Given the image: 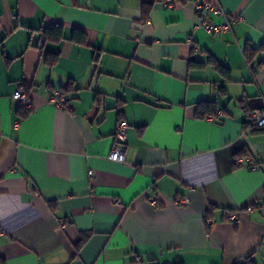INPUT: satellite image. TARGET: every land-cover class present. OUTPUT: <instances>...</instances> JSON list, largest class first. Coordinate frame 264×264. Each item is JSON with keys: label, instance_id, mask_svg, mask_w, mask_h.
<instances>
[{"label": "crops", "instance_id": "0c3cea01", "mask_svg": "<svg viewBox=\"0 0 264 264\" xmlns=\"http://www.w3.org/2000/svg\"><path fill=\"white\" fill-rule=\"evenodd\" d=\"M213 1L241 16L230 31L207 32L195 0H0L4 264H264V130L245 127L264 103V0ZM52 24L66 38L44 41ZM249 153L256 168L235 166Z\"/></svg>", "mask_w": 264, "mask_h": 264}, {"label": "built area", "instance_id": "2783aa9c", "mask_svg": "<svg viewBox=\"0 0 264 264\" xmlns=\"http://www.w3.org/2000/svg\"><path fill=\"white\" fill-rule=\"evenodd\" d=\"M165 6H174V0H163ZM195 8L198 16L201 19L202 27L211 34H223L232 29V26L237 23L240 19V15H228L221 8L220 4L213 0H195ZM211 15L222 16L223 21L221 23L213 22L211 20ZM13 97L17 102L18 106L21 107L25 112L31 111L34 108V102L32 98L26 92L24 81H18L16 83V89L14 91ZM50 101L54 102L59 107H64L67 96H65L61 89L57 88L50 92ZM248 117L251 122L258 127H264V103L263 106L258 110H252L248 113ZM208 118L214 119L213 115H208ZM127 123L120 120L116 127L115 132V144L112 151L109 154L110 159L114 161H125V144L127 142ZM251 154H247L244 157H238L236 159V164L245 166L248 168H256L255 163L252 161ZM92 171H89V175H92ZM153 204L157 205V199L155 197L151 198ZM179 203L187 202L186 198H178ZM230 219L234 222L238 221L236 214H230ZM208 225L212 224L211 218H206Z\"/></svg>", "mask_w": 264, "mask_h": 264}, {"label": "trees", "instance_id": "16d2710c", "mask_svg": "<svg viewBox=\"0 0 264 264\" xmlns=\"http://www.w3.org/2000/svg\"><path fill=\"white\" fill-rule=\"evenodd\" d=\"M156 1H163V0H156ZM184 1L185 0H174V5H177L178 3H181V2H184ZM152 4H153L152 2L145 3V5H144V11L147 12L150 9V7L152 6ZM42 38L44 39V41H55V42L61 41L62 39L66 38L65 37L64 26L61 25V24L48 25L42 31ZM72 39L75 42H77V43H84V42H86V35H85L84 32H82L80 30H76L72 34ZM259 49L260 48L248 46V48L245 51V54H246L247 59L249 60L251 58V56L253 54H255ZM47 58H48V61L50 63H54V61L56 59L55 57H49V56H47ZM211 62H213V61H211ZM216 64L218 65V68H220L221 71H223V72H227L228 71V68L224 67L223 65L218 64V63H216ZM25 88H26V92L29 95V97L32 98L31 97V93H30V89H29V87L27 86L26 83H25ZM54 89L55 88H53L52 90H54ZM59 89H61L62 92H63V94L65 96H67V92H68L69 88L59 87ZM65 105H66V103H65ZM18 108H19V111L21 112V114L23 116L28 115L33 110L32 109L31 111L25 112L21 107H18ZM197 113H198V116L199 117H205V116H208V115H213L214 116V114L217 113V110H215V107L213 105V102H206V103H204V105L202 106V108L201 107L200 108L198 107V112ZM245 127L246 128L251 127L252 130H254V131H256V130H264V127H258V126H256L255 124H253L251 122V120L245 123ZM234 164L237 167L241 166V165L236 164V163H234ZM255 165L257 166L256 163H255ZM213 208L214 207H211L210 208L211 209L210 210V213H211V211H213ZM0 264H4V260L3 259H0ZM173 264H181V263L177 262V263H173ZM239 264H241V263H239Z\"/></svg>", "mask_w": 264, "mask_h": 264}]
</instances>
